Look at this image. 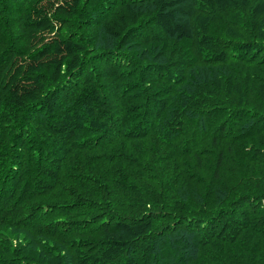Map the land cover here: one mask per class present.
Wrapping results in <instances>:
<instances>
[{
	"label": "trees",
	"instance_id": "1",
	"mask_svg": "<svg viewBox=\"0 0 264 264\" xmlns=\"http://www.w3.org/2000/svg\"><path fill=\"white\" fill-rule=\"evenodd\" d=\"M0 264H264V0H0Z\"/></svg>",
	"mask_w": 264,
	"mask_h": 264
}]
</instances>
